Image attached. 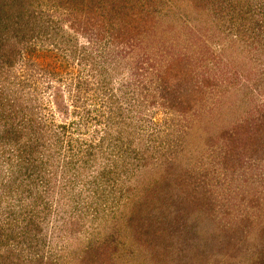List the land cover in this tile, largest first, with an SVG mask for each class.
I'll list each match as a JSON object with an SVG mask.
<instances>
[{"label":"rangeland","instance_id":"374dc122","mask_svg":"<svg viewBox=\"0 0 264 264\" xmlns=\"http://www.w3.org/2000/svg\"><path fill=\"white\" fill-rule=\"evenodd\" d=\"M31 2L0 264H264V0Z\"/></svg>","mask_w":264,"mask_h":264},{"label":"trees","instance_id":"16d2710c","mask_svg":"<svg viewBox=\"0 0 264 264\" xmlns=\"http://www.w3.org/2000/svg\"><path fill=\"white\" fill-rule=\"evenodd\" d=\"M139 13L142 14V11L140 10ZM35 17L36 15L32 10L31 0H0V70H3V68L7 67L8 69L13 67L15 59H17V54L20 51V47L26 44L27 40L33 37V35L35 34L36 28L35 26H33ZM0 89H3V87L0 86ZM1 94L2 92H0V107H3V109L0 111V120L3 119V113L5 111L4 106L6 105V103L3 101V98H1ZM9 106L13 105L9 104ZM2 136H10V133L5 132L4 134H2ZM10 137L11 140L14 141L13 146H15L17 136L12 135ZM155 189L156 187H152L153 192H156L154 191ZM157 192L163 191L159 190ZM153 198L154 197L151 196V199L153 200V202H155L152 205V208H156L160 205L162 199L158 200L159 197H155L154 199ZM141 204L142 203H140L139 205ZM157 213H155L156 215L154 216V218H156L157 222L161 223L162 220L158 219L160 218V216H157ZM138 222L139 226L140 224H143L145 225V228L151 227L149 226V224H147V222L144 223V221L139 220ZM91 250L95 252L100 251L98 247L93 246L91 247ZM17 263L18 262H16V264Z\"/></svg>","mask_w":264,"mask_h":264}]
</instances>
